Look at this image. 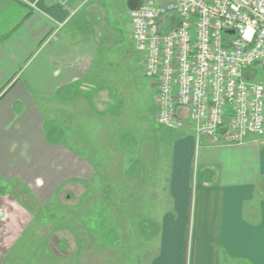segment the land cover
<instances>
[{
    "label": "crops",
    "instance_id": "obj_1",
    "mask_svg": "<svg viewBox=\"0 0 264 264\" xmlns=\"http://www.w3.org/2000/svg\"><path fill=\"white\" fill-rule=\"evenodd\" d=\"M114 1L0 0V253L12 235L11 250L23 245L25 231L36 244L41 209L62 188L94 177L87 158L49 135L55 123L47 121L43 106L60 100L80 102L79 109L101 116V133L117 142L109 148L120 156L131 150L122 156L129 164H163L166 158L170 203L148 264H186L188 257L191 264H264V137L242 145L199 144L187 121L190 130L173 132L178 137L171 145L170 128L156 120L158 82L151 78V117L140 122L127 113L106 71L114 48L101 43V6L115 15ZM126 1L131 10L133 1ZM120 123L129 130L118 138L111 126ZM131 124L146 126L145 145ZM25 212H34L32 225ZM34 247L25 257L36 254Z\"/></svg>",
    "mask_w": 264,
    "mask_h": 264
},
{
    "label": "rangeland",
    "instance_id": "obj_2",
    "mask_svg": "<svg viewBox=\"0 0 264 264\" xmlns=\"http://www.w3.org/2000/svg\"><path fill=\"white\" fill-rule=\"evenodd\" d=\"M113 7L115 15L107 16L101 6L105 18L101 21L105 33L101 43L106 48H114L111 67L106 71L113 74L112 90L118 102L126 105L125 111L131 110L141 122L147 119L148 113L149 117L153 113L152 97L149 96L151 79L144 74V54L137 49L132 37L127 1L116 0ZM251 74L252 81L264 84V69L256 66ZM79 106L77 101L59 100L47 103L43 108L47 121L55 123V132H49L51 139L62 141L87 158L94 177L89 182H74L73 187L62 188L54 201L41 209V233L37 234L36 244L32 245V239L25 231V243L11 250L15 240L11 234L7 248L0 253V264H148L157 253L162 211L170 203L166 158L163 164H129L122 156L126 153L131 156V150L126 153L121 150L122 156L120 151L114 153L109 146L117 142L105 139L101 133V116L79 109ZM123 124L111 126L117 130V134L111 135L118 138L119 134L124 135L123 131L129 128ZM145 127L141 124L130 126L143 145L147 138ZM184 128L190 130L188 125ZM180 130L170 128L171 145L178 137L173 132L179 134ZM115 160L116 165L113 164ZM139 174L143 176L137 180ZM29 198V205L35 204ZM35 208L36 211L39 209L38 206ZM32 213H26V224H33ZM10 217L13 220L15 215L10 212ZM32 246L37 247L36 254L25 257Z\"/></svg>",
    "mask_w": 264,
    "mask_h": 264
},
{
    "label": "built area",
    "instance_id": "obj_3",
    "mask_svg": "<svg viewBox=\"0 0 264 264\" xmlns=\"http://www.w3.org/2000/svg\"><path fill=\"white\" fill-rule=\"evenodd\" d=\"M132 1V37L158 82V124L188 121L211 146L264 137V84L251 80L264 69V0Z\"/></svg>",
    "mask_w": 264,
    "mask_h": 264
},
{
    "label": "trees",
    "instance_id": "obj_4",
    "mask_svg": "<svg viewBox=\"0 0 264 264\" xmlns=\"http://www.w3.org/2000/svg\"><path fill=\"white\" fill-rule=\"evenodd\" d=\"M205 175H207L209 177V179H211L213 177V173L210 171H206Z\"/></svg>",
    "mask_w": 264,
    "mask_h": 264
}]
</instances>
